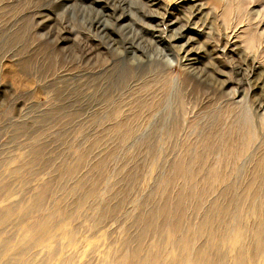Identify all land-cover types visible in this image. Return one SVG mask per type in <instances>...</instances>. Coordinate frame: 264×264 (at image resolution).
Returning <instances> with one entry per match:
<instances>
[{"label": "rangeland", "instance_id": "obj_1", "mask_svg": "<svg viewBox=\"0 0 264 264\" xmlns=\"http://www.w3.org/2000/svg\"><path fill=\"white\" fill-rule=\"evenodd\" d=\"M256 83L264 0H0V211L11 208L0 264H117L139 243L149 254L163 246L167 260L178 251L167 240L177 219L192 252L208 245V224L222 236L239 227L209 254L264 264V191L240 214L222 207L220 185L201 198L175 174L234 103L252 120V149L264 148ZM125 119L127 129L113 126ZM51 212L50 237L35 243Z\"/></svg>", "mask_w": 264, "mask_h": 264}, {"label": "bare ground", "instance_id": "obj_2", "mask_svg": "<svg viewBox=\"0 0 264 264\" xmlns=\"http://www.w3.org/2000/svg\"><path fill=\"white\" fill-rule=\"evenodd\" d=\"M182 36L184 35H180V33L178 36L175 34V36H172V40H178L182 38ZM230 50L232 49L230 48ZM182 52L185 53L183 58L188 61L187 64L189 67L194 69L193 67L195 60L193 57H188L190 55L189 49H183ZM128 63H130V61ZM130 74L131 70L128 66H126L118 76V83L123 84L127 76H130ZM237 88H239V86H237ZM237 88H234L232 92V94L235 96L238 93L240 94V90ZM255 89H257L259 95L257 96L254 103H256L257 110L259 112H264V85L256 83ZM138 103L139 107L148 105L143 100L139 101ZM154 103L155 104H152L151 107L159 106L161 102ZM116 109L117 108L111 110L109 116L118 117L120 115V110ZM224 111L226 115H228L224 117L223 112L221 119L216 125L212 127L215 133L206 140H201L203 149L200 152H197L194 156H188V153H185L181 158L178 159L176 163L175 174L178 176H183V178L188 182L190 191H197L201 198L211 192H214L219 188L220 185V198L224 200L222 203L224 206L222 207H236L239 209L238 211L241 214L242 209H246L248 204L251 203L253 197L264 191V148L262 147L261 143L260 152H255L252 149L253 144H255L256 132L253 128L252 120L245 106H239L238 104L234 103V106H227ZM138 114H140V112H138ZM113 126H116L119 130H125L129 127V124L125 119V121H117L113 124ZM218 153L219 155H217ZM244 158H247V161L243 165L240 161ZM198 176H202L207 179L204 186H200L198 183ZM233 176L236 178L235 181L221 184V182H227ZM221 199L218 200V203L216 202V205L220 204ZM40 202L41 199L39 197L36 198L34 206H39ZM10 210L11 208H7L6 211H0V222H2L4 216L9 214ZM53 214L54 212H51L47 215L48 218L41 219L42 224L40 229L42 230L38 232L35 243H40L46 237H50V233L52 232L51 230L53 229L51 227V223L53 222ZM224 214L225 212L220 215V218H222ZM240 220L241 219L239 217V221ZM149 225L151 226V223ZM170 228L171 235L167 238V240L169 239L168 242L174 240L178 251L171 254L167 260L164 259V252L166 249H164L163 246L158 248V252L155 254H152V252L149 254L148 251H145L144 253V249L142 248L143 243H139L130 257L124 256L123 258H120L117 264H147V257H150L148 259L151 261V263L158 262L159 264H188L189 261H191V264H223L222 256L219 253L210 255V249L219 251L221 249V245L226 241V239L231 237L233 233L236 235L237 232H239V227H235L234 229L232 228L228 234L226 233V235L222 236L219 231L211 228L208 224V245L199 247L196 252H192L193 245L191 237L188 234L178 236V233L181 230L179 219L173 222ZM203 229L204 226L200 227L198 232L202 233ZM232 248L236 249L235 239H233ZM260 249L261 247L251 253V260H258L259 253L261 251ZM51 250L52 253H54V249H50V251ZM16 254L19 255L20 253ZM144 254H147V256L145 257ZM27 259L28 258H26V260ZM14 260H16V258L10 256L8 259H6V261L4 260L5 263L3 264H14ZM244 262L245 258L243 260L241 256L236 257L235 254L234 264H244Z\"/></svg>", "mask_w": 264, "mask_h": 264}]
</instances>
